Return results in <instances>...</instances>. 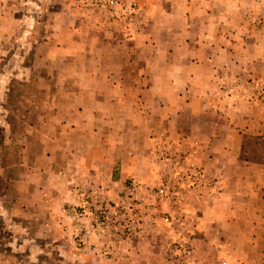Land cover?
I'll use <instances>...</instances> for the list:
<instances>
[{
	"label": "rangeland",
	"instance_id": "obj_1",
	"mask_svg": "<svg viewBox=\"0 0 264 264\" xmlns=\"http://www.w3.org/2000/svg\"><path fill=\"white\" fill-rule=\"evenodd\" d=\"M94 1L0 0V264H136V253L147 251L157 264H264V195L246 204L248 224L225 228L224 238L216 235L214 250L195 246L196 218L189 211L213 189L221 199L229 171L258 174L264 188V167L236 161L247 140L248 157L263 158L264 0H114L113 8H97ZM156 6L166 14L153 16ZM159 27L179 32L157 34ZM94 32L112 42L131 32L141 40L151 36L157 46L134 63L113 55L105 61L104 51H96L93 61L104 67L92 68L87 42ZM62 46H77L78 56ZM121 67L126 93L122 108L106 113L114 124L102 130L104 145L84 142L95 158L99 148L104 160L73 178L68 145L54 142L68 141L69 132L59 138L52 111L70 106L81 74L117 77ZM70 69L77 72L73 80L67 79ZM169 72L179 74V89L190 88V106L202 100L206 112H216L215 118L203 116L205 123L216 122V129L205 131V137L216 134V144L197 147L192 127L185 133L157 128L163 115L152 111L165 99L156 104L134 90L147 84L133 79L151 74L162 87ZM97 87L100 82L90 89ZM121 92L112 89L108 100L114 103ZM168 101L182 102L175 93ZM150 102L155 106L148 110ZM183 119L193 123L196 117ZM161 188L167 196L158 195Z\"/></svg>",
	"mask_w": 264,
	"mask_h": 264
},
{
	"label": "crops",
	"instance_id": "obj_2",
	"mask_svg": "<svg viewBox=\"0 0 264 264\" xmlns=\"http://www.w3.org/2000/svg\"><path fill=\"white\" fill-rule=\"evenodd\" d=\"M182 1L186 2V4L188 3V5H191L193 2H200L204 0ZM153 10H156L155 12H157V14L153 15L156 17H158V15L161 16L166 12L163 6H156ZM176 13L177 11H173L172 15L176 17ZM176 32H179V30L172 27L170 29L159 27V30H157V34H171ZM109 36L107 34L98 32L90 33V39H88L87 45L89 47L88 52L90 54L88 56V59L91 57L92 61H86V65L89 63L93 68V64L98 65L100 63V67L103 66V61H93V59L97 56L96 51H104V53L101 55L104 57L105 61H107L106 59H109L108 55L115 56L116 61H130L133 63L134 61H142V59H140L142 51L144 49L149 50L155 43L151 40V36H146L143 40H141L140 37H137L135 33L132 34V32L129 34H125V37H123V40L121 42H118V40L112 42L110 41ZM155 44L156 45H154V47L157 46V43ZM59 49L69 51V55L74 54V56H78L77 46H69L68 49L62 46ZM143 61H150V59H143ZM207 65H210V63L205 62L203 64V62H200V67L206 68ZM122 70L123 67L120 68L117 77H114L113 74L111 76L109 74L102 75L94 72L84 75L81 74L82 78L80 77V84L76 85V89L71 92V95L69 97L70 106L61 107L63 109L60 110L58 108V105H56L57 107H55L52 111L53 113H55L52 120L53 124L56 125L55 130L57 131V135L59 136V138H66L65 134L69 132V134H67L68 141L64 142L58 138L53 141L63 142L64 144L68 145L69 158L71 161V173L74 176L73 178H77L78 176L81 178L84 174L88 175V173L90 172L89 164H91L93 168H96V165L93 164V161L98 160L99 162H102L104 160V155L100 151H98L99 148L97 149V152H99L100 155L95 158L90 153L92 151L90 150V147H102L104 145V141L102 139V130H108L110 124H114L111 118L112 116L106 117V113H112L116 111V109L122 108L121 100H123V97L126 93L125 88L123 87L126 74H121ZM133 71L134 70H132V72ZM76 73L77 72L72 69L67 79L73 80V75L75 76ZM128 73L132 74L131 70ZM137 75L138 76H136V78L133 80L144 81L147 84L148 89L143 91L141 90L142 85H134V90L140 91L141 94L146 95L148 99H155L156 104L159 103V99H165L157 105L158 108L156 110L155 108L157 106L152 111V113L155 112V114L157 115H163V121L160 123V125L157 126V128H160L161 126L168 132H171L175 129L182 133H185L184 129L187 130V128L189 129V127H192V129H195L197 131V137H195L197 147L203 149V146L205 147V145L207 144H216L215 133L211 134L212 137H209L210 134L208 135V137H205V131H208V128L211 127L212 129H216V122H208L210 123L209 125L208 123H205L206 117H203L204 115H211L207 118H215L216 112H213L212 107H210L211 110L206 112V107H204V101L202 100L201 103H198V107L196 109L195 107H193V104H191V106L189 105L188 102L191 100V96L190 98H188L186 89L188 88L190 90V88L186 86L183 87L184 89H179V74L176 75L172 74V72H169V74L162 76V80L164 81V85L162 87H158L154 84L157 78L156 76H153L151 74L144 75V73ZM98 78L100 79V81H98L100 82V87H97L96 89H90L92 84L98 83ZM75 81L77 83V79H75ZM115 83L117 84L116 86L114 85ZM105 86H107L108 88ZM109 87L111 89H109ZM119 87L122 92L120 94H117V97L114 98L116 99L115 102L113 103L112 101H109L108 98L112 96V93H110L112 92V89L119 90ZM174 93L177 94L178 98L182 100L180 104H173L171 101H168L169 96L173 95ZM194 102L195 99H192V103ZM155 103L150 102L149 107L146 108L150 110L155 106ZM212 104L215 103L213 102ZM141 108V104L137 103L136 109L140 111ZM187 113H190L196 117L193 123H186L184 121L183 117L185 118V114ZM83 138L85 139V141L83 140ZM90 138L93 139L89 140ZM205 138L208 140H206ZM84 142L86 145L89 144L90 147H86L85 149ZM242 144L244 143L242 142L238 147V156L236 158V161L242 160L243 163L241 164H244L242 166H250V168H253L254 170L264 167V162H258L257 160L246 161L244 160V158L242 159ZM231 159H229V161ZM226 173V176H222L223 193L222 195H220L221 199L216 200V196H214L213 194L214 189L212 190V192H210L211 190L208 191L209 189L205 188L202 191L204 193L210 192V194H205V197H202L203 199L198 198L195 204L191 206V210H189L193 212V218H196V227L192 230L191 234V238L193 239L192 241L195 243V246H199L200 244L204 246L207 244V246L210 245V247H212V249L214 250L216 235H218V238L220 239L224 238L226 236V233L224 232L225 228H228L229 230V228L231 227H237V224H248L247 217L249 216V207L246 204L250 202L252 197L264 195V188L259 185L260 178L259 180H256V178L259 177L258 174L252 175L250 172H248L245 174L243 173V175L241 176H234L233 172L229 171ZM73 178L72 180H74ZM60 179H63L62 173H60ZM228 181L230 182L231 186L230 184H228ZM253 208L256 209L257 213H260V209L257 206ZM240 215L242 216V218H240ZM220 228H223V230H220ZM239 239L243 240L244 237H240ZM147 252L148 253L146 255L142 252L141 254L136 253L135 256L138 258L136 261L138 263L136 264L159 263L153 253L151 254V252Z\"/></svg>",
	"mask_w": 264,
	"mask_h": 264
},
{
	"label": "built area",
	"instance_id": "obj_3",
	"mask_svg": "<svg viewBox=\"0 0 264 264\" xmlns=\"http://www.w3.org/2000/svg\"><path fill=\"white\" fill-rule=\"evenodd\" d=\"M93 5L97 8H99V7L100 8H113L115 6V1L114 0H95ZM197 179H199V178H197ZM157 192H158V195L160 197H164V196L168 195L167 189H164V188L158 189ZM163 220L166 224H172L173 223L172 217H165ZM177 249H179V248H177Z\"/></svg>",
	"mask_w": 264,
	"mask_h": 264
},
{
	"label": "trees",
	"instance_id": "obj_4",
	"mask_svg": "<svg viewBox=\"0 0 264 264\" xmlns=\"http://www.w3.org/2000/svg\"><path fill=\"white\" fill-rule=\"evenodd\" d=\"M261 138H264V137H261ZM249 144V140L245 141L244 144H243V155H242V158H244V160H247V161H251V160H257L258 162H264V152L263 153V158L261 159H256V158H249L248 157V148H247V145ZM248 150V151H247Z\"/></svg>",
	"mask_w": 264,
	"mask_h": 264
}]
</instances>
